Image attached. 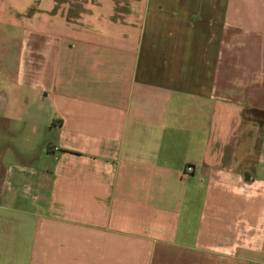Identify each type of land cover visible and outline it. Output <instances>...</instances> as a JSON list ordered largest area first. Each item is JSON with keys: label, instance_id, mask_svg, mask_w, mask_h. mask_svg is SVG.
<instances>
[{"label": "crops", "instance_id": "obj_1", "mask_svg": "<svg viewBox=\"0 0 264 264\" xmlns=\"http://www.w3.org/2000/svg\"><path fill=\"white\" fill-rule=\"evenodd\" d=\"M0 258L264 264V0H0Z\"/></svg>", "mask_w": 264, "mask_h": 264}, {"label": "rangeland", "instance_id": "obj_2", "mask_svg": "<svg viewBox=\"0 0 264 264\" xmlns=\"http://www.w3.org/2000/svg\"><path fill=\"white\" fill-rule=\"evenodd\" d=\"M12 261L15 262L16 259L0 258V264H11Z\"/></svg>", "mask_w": 264, "mask_h": 264}, {"label": "built area", "instance_id": "obj_3", "mask_svg": "<svg viewBox=\"0 0 264 264\" xmlns=\"http://www.w3.org/2000/svg\"><path fill=\"white\" fill-rule=\"evenodd\" d=\"M188 170H189V171H191V170H192V168H191V167H189V168H188Z\"/></svg>", "mask_w": 264, "mask_h": 264}]
</instances>
